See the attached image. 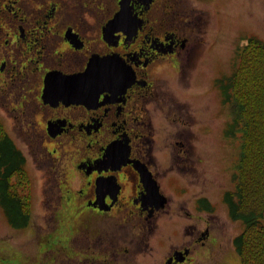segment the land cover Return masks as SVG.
<instances>
[{
  "label": "flooded vegetation",
  "instance_id": "flooded-vegetation-1",
  "mask_svg": "<svg viewBox=\"0 0 264 264\" xmlns=\"http://www.w3.org/2000/svg\"><path fill=\"white\" fill-rule=\"evenodd\" d=\"M131 3L136 20L114 24L120 0H0V117L52 195L36 252L1 250L0 264H140L142 243L162 245L154 264L223 253L207 197L192 207L174 197L170 179L202 161L190 124L159 130L148 106L160 100L153 69L182 71L199 37L183 30L176 1ZM65 145L75 149L56 155Z\"/></svg>",
  "mask_w": 264,
  "mask_h": 264
},
{
  "label": "rangeland",
  "instance_id": "rangeland-1",
  "mask_svg": "<svg viewBox=\"0 0 264 264\" xmlns=\"http://www.w3.org/2000/svg\"><path fill=\"white\" fill-rule=\"evenodd\" d=\"M172 1H176L181 12L183 30L191 32L194 39L199 37V45L190 61H184V69L179 73L169 63L153 69L157 71L160 100L148 103V106L151 107V117L157 128L167 130L174 125L175 131L179 128L185 130V124L179 120H186L191 127L187 134L191 136V148L193 144L195 155H200L202 159L193 172H181L180 176L174 175L170 179L175 190L179 192L178 197L174 196L175 199H180L182 204L192 207L195 196H206L215 207L216 215L218 214L215 222L220 229L223 253L219 257L213 256L195 264H242L233 239L245 231L246 225L242 219L231 217L230 206L225 202L228 190H235L237 186L236 167L240 160L242 139L240 131L237 129L234 133L231 128V109L225 102V94L220 84L223 78L232 76L236 71L240 61L238 52L243 41L257 36L264 42V0ZM5 117L10 118L7 114ZM10 135L27 157L26 167L32 180L33 192L31 220L23 229L10 225L0 204V251L9 248L11 253L18 255V251L24 250L23 247L35 251L38 222L52 195L40 190L43 183L42 172L35 159L28 154V150L20 144L22 134ZM156 138L160 140L161 134L157 133ZM166 146V139H163L161 148L165 149ZM74 149V145H65L64 149L59 147L56 155H60L62 150ZM18 189L19 192L26 193L24 189ZM58 195L55 201H58ZM173 240L168 243H173ZM142 244L140 253L137 249L138 263L154 264L152 259L163 256L160 254L162 245L147 249L146 244ZM129 258L134 261V258Z\"/></svg>",
  "mask_w": 264,
  "mask_h": 264
},
{
  "label": "trees",
  "instance_id": "trees-1",
  "mask_svg": "<svg viewBox=\"0 0 264 264\" xmlns=\"http://www.w3.org/2000/svg\"><path fill=\"white\" fill-rule=\"evenodd\" d=\"M238 53L236 71L220 84L231 109V128L238 129L242 139L237 186L228 190L225 202L231 217L246 225L234 238L242 264H264V42L251 37ZM25 164L23 151L0 122V204L16 227L26 225L31 216V195L18 189L30 181Z\"/></svg>",
  "mask_w": 264,
  "mask_h": 264
},
{
  "label": "water",
  "instance_id": "water-1",
  "mask_svg": "<svg viewBox=\"0 0 264 264\" xmlns=\"http://www.w3.org/2000/svg\"><path fill=\"white\" fill-rule=\"evenodd\" d=\"M131 0H121L120 3L122 5L121 9L117 12L116 17L111 20V23L117 24V23H127L129 20L135 19V16H131V6L132 4L130 3ZM49 89L51 87L48 85Z\"/></svg>",
  "mask_w": 264,
  "mask_h": 264
}]
</instances>
